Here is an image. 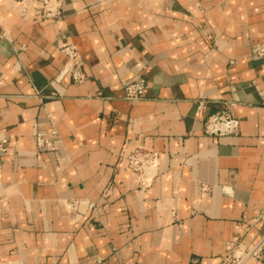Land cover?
I'll return each instance as SVG.
<instances>
[{
    "label": "crops",
    "instance_id": "crops-1",
    "mask_svg": "<svg viewBox=\"0 0 264 264\" xmlns=\"http://www.w3.org/2000/svg\"><path fill=\"white\" fill-rule=\"evenodd\" d=\"M61 1L45 20L36 0H0V264H219L228 241L253 248L264 0ZM144 74L145 98L127 100L124 82ZM201 99L237 130L208 125ZM53 131L61 142L39 149L36 134ZM136 147L159 155L146 187L127 168Z\"/></svg>",
    "mask_w": 264,
    "mask_h": 264
},
{
    "label": "built area",
    "instance_id": "built-area-1",
    "mask_svg": "<svg viewBox=\"0 0 264 264\" xmlns=\"http://www.w3.org/2000/svg\"><path fill=\"white\" fill-rule=\"evenodd\" d=\"M14 1H26V0H14ZM41 4V16L45 20L57 19L61 16V0H36ZM56 3L57 7L51 9L52 3ZM61 51L67 56L70 63H75L79 50L77 45L69 44L61 49ZM256 53L259 57L264 58V36L261 43L258 45ZM66 73L71 74L73 80L76 83H82L86 80L85 73L79 68L78 65L67 67ZM126 99L137 103L145 98L146 93L150 87L147 76L137 75L130 81L124 82ZM38 96L40 92L37 93ZM206 101L199 100L197 112L208 125H214L216 131L220 133H231L237 130L238 121L234 119L228 111H222L213 116H206ZM52 136H56L53 139L46 132H38L35 136V143L39 149L45 150L54 146L55 143L61 142L57 137V131H53ZM11 149V145L8 138L0 139V155L6 153ZM127 168L131 172L135 173L138 177L139 184L142 187L149 186L152 179L158 174L159 171V155L158 152L151 151L145 148L136 147L132 149L127 155ZM74 205V203H72ZM90 207L97 208L95 202H90ZM260 220H264V213H262L255 221L249 224L245 230L244 235L251 228L252 225ZM243 236L232 241H228L225 245L224 253L221 256L219 264H248L252 260H258L264 263V235L261 240L253 247H248L242 240Z\"/></svg>",
    "mask_w": 264,
    "mask_h": 264
}]
</instances>
